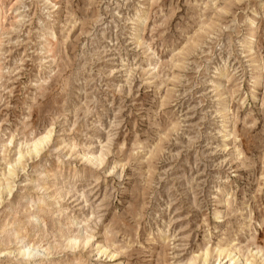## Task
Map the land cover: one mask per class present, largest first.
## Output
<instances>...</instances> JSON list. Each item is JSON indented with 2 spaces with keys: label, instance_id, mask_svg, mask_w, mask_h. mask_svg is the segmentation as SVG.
<instances>
[{
  "label": "rangeland",
  "instance_id": "obj_1",
  "mask_svg": "<svg viewBox=\"0 0 264 264\" xmlns=\"http://www.w3.org/2000/svg\"><path fill=\"white\" fill-rule=\"evenodd\" d=\"M0 193V264H264V0H0Z\"/></svg>",
  "mask_w": 264,
  "mask_h": 264
},
{
  "label": "bare ground",
  "instance_id": "obj_2",
  "mask_svg": "<svg viewBox=\"0 0 264 264\" xmlns=\"http://www.w3.org/2000/svg\"><path fill=\"white\" fill-rule=\"evenodd\" d=\"M253 36V35H252ZM250 38V37H249ZM252 39V38H251ZM254 39V38H253ZM249 41H251V40H249ZM51 135V133H48L45 137H43V138H41V139H39L37 142H35L34 143V145H33V147H34V153L35 154H38L39 153V150H40V148L43 146V143L49 138V136ZM41 152V151H40ZM95 163V162H94ZM14 175V174H13ZM5 189V188H4ZM7 192H8V195H10L11 194V191H12V189L10 188V189H8V188H6L5 189ZM1 194V193H0ZM7 194V193H6ZM223 253V252H222ZM25 255H26V257L27 256H29V253H25ZM209 256V255H208ZM229 256H231V253H230V255ZM264 256V255H263ZM115 257V253H113L112 254V259ZM207 258V257H206ZM205 260V262H204V264L207 262V259H204Z\"/></svg>",
  "mask_w": 264,
  "mask_h": 264
}]
</instances>
